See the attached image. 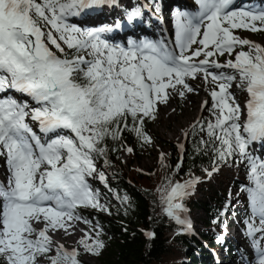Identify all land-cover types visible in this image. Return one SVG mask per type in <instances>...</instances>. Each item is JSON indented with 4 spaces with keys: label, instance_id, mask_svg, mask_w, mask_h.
I'll list each match as a JSON object with an SVG mask.
<instances>
[{
    "label": "rangeland",
    "instance_id": "rangeland-1",
    "mask_svg": "<svg viewBox=\"0 0 264 264\" xmlns=\"http://www.w3.org/2000/svg\"><path fill=\"white\" fill-rule=\"evenodd\" d=\"M26 1L31 3V0H0V103L2 106L0 110V155L2 157L0 159V217L4 204L7 200H11L9 195L12 194L14 198L21 200L24 197L20 190L27 189L32 197L49 198L48 202L54 205L50 206L52 210L60 211L61 221L69 222L79 236L72 246L53 248L45 239L44 231H40L39 223L28 219L25 225L21 224L19 218L22 215L18 211L26 204L23 205L13 200L11 203L14 222L12 231L2 230L0 225V257L5 255L8 259L7 264H65L60 255L67 254L84 264H101L94 251L100 253L102 250L97 242L99 234L102 233L93 225L88 226L79 212V209L92 207L102 213L106 206L102 190L108 181V175L99 166L98 169L89 170L87 166L89 161L85 160L93 158L92 155H100L95 124L108 116L118 115L125 111L142 119H151L152 126L148 129L149 143L140 153L141 157L136 158L132 164V168L143 173H150L161 165L159 164L161 157L168 152L169 148L165 143L174 145L181 152L186 135L208 116L207 107L213 93L212 88H216L224 94L226 100H229L225 106V131L235 139L237 149L248 154L255 170L250 178V195L248 196L243 191L239 193L240 198L245 201L249 220L243 221L237 215L238 212H234L223 228V237L234 250V254L228 256L222 254L221 250H215L214 261L215 264H264L257 261L264 255V225L261 220V215L264 214V188L260 185V182L264 183V149H261L262 146L264 148V140L261 142L262 146L255 142L257 139L261 140L260 134L264 135V19L256 21L251 16L250 18L243 17L232 10L226 13L222 20L212 21L204 30L205 34L200 35L193 42L196 49L185 55L187 66L182 74L157 82L143 72L140 64L130 61V57H127L129 64L122 65L119 71L126 67L131 70L135 69V76L139 71L141 77L138 81L145 88L150 87V93L141 96L146 100L145 107L137 110L131 104H125L123 107L113 105L114 98L108 97L109 93L114 94L111 85L89 63L92 55L87 40L91 38L92 33H95V30L89 32V29H92L91 26L95 25L91 24L93 19L88 22L84 16L91 14L104 16L112 13L117 15V11L113 12L115 10L103 7L90 9L92 1L97 3L102 0H87L86 2L83 0H53V10L48 21L43 27H36L30 21L31 9H28L25 15L19 12V4ZM103 1L105 4L106 0ZM144 1L148 2V0ZM133 2L140 10L144 9L140 4L143 3L142 0H121L118 7L120 9L124 6L129 8L134 4ZM194 3L191 5L183 0H156L153 6L151 5L153 3H149L147 9L152 7L157 13L162 11L161 15H156L154 12L156 19L160 15L159 27H161L160 32H163L162 35H159L160 32L156 33V36L158 42L162 39L168 41L170 51L183 53L180 47L188 48L190 45V43L175 45L178 32L175 29L172 30L171 27L178 26L168 21L171 6H184L196 12V0ZM158 4L161 7L159 11L157 10ZM261 6L264 7V5ZM122 13L124 19H129L134 14L129 10ZM76 17L78 19L82 17L80 21H85L84 25L76 23L74 20ZM117 22H119L118 19H113L107 31H110L111 25L115 24L114 27L121 29L120 35L115 32L114 28L111 32L116 33L115 38L120 41L123 26L116 24ZM82 26H88L83 38L80 34L83 30ZM236 31L239 32L238 37L232 35V32ZM129 36L130 39H127ZM129 36L121 45L125 46V50H121V53L129 52L128 43L140 39ZM31 39L40 43L42 51L46 52L48 57H54L55 65L50 68L53 72L65 75L66 87L81 93L82 96L78 97V104L81 103L80 105L83 106L85 121V129L81 134L74 128L78 119L64 116L62 123H50V120L57 119L56 115L62 113V102L73 106L75 104L67 100L62 101V98L56 104L52 103L50 100L52 93H43L34 81H27L26 65L32 63L39 66L40 64L31 55ZM91 40L98 42L106 49L113 47V45L99 42L97 37ZM211 42L212 44L209 45ZM70 46H79L82 51L77 65L88 71L93 78L100 79L103 85V100L98 111L92 110L84 94L69 83V73L64 68L60 53ZM240 60L243 64H239ZM221 69L241 72L247 76L244 80H240L239 76L234 79L224 78L219 73ZM240 69L251 72V74ZM144 80L147 84H144ZM115 81L120 86L123 85L121 81ZM163 87L168 90V96ZM188 99H195L196 105L187 108ZM159 106L164 108L168 106L170 112L164 116L160 115ZM4 120L7 121L6 125H4ZM202 137L205 139V136L202 135ZM19 146L22 149H19ZM22 153H25V156ZM17 163H23V171ZM129 165V158L122 154L120 166L126 170ZM61 166L69 170L68 174H64L66 184L59 191H53L50 189V179L54 174L60 173L56 169ZM24 171L27 174H24ZM215 171L224 175L230 173L227 169H216ZM165 178H170L168 172L165 173ZM208 180L206 176L197 175L181 182L174 181L170 208L163 221L170 223L185 216L190 221V225L194 224L193 228L195 225L197 228H203L205 216L201 210L188 211L181 207V203L189 196L196 195L199 198L201 196L200 182ZM210 184L214 186L215 181L211 179ZM180 185L184 190L186 188L182 195L176 192V186ZM241 209L236 206L234 210L240 211ZM94 244V248H86ZM40 251H43L44 255Z\"/></svg>",
    "mask_w": 264,
    "mask_h": 264
},
{
    "label": "trees",
    "instance_id": "trees-1",
    "mask_svg": "<svg viewBox=\"0 0 264 264\" xmlns=\"http://www.w3.org/2000/svg\"><path fill=\"white\" fill-rule=\"evenodd\" d=\"M52 1H26L19 4L18 9L22 15L31 9V23L43 27L52 14ZM155 1L148 0L153 3L151 5ZM91 3L90 8H94L96 2ZM157 6V10H160V5ZM138 9L134 3L129 8L124 6L120 11ZM232 35L238 37L239 32H232ZM81 55L79 46H70L60 53L64 68L69 73L70 85L84 94L92 110L98 111L103 100V85L100 79L93 78L77 65ZM239 64H243V61L240 60ZM219 73L230 79L239 76L240 80H244L247 76L228 69H221ZM212 92L207 107L208 116L187 134L183 152L165 143L169 150L161 157V165L150 173L140 172L132 168V164L141 157L140 153L149 143L151 119H142L125 111L95 124L100 155H92L93 158L85 160L89 161V170L98 169L99 166L108 175L102 190L106 206L102 213L92 207L79 209V212L88 226L93 225L102 233L97 241L102 250L100 253L94 251L101 264H215L212 250H222L228 256L234 254L223 237V228L234 212H238L237 215L243 221L249 220L245 201L239 193L243 191L250 195L249 183L255 169L248 154L238 150L235 139L225 131V106L229 100L216 88H212ZM122 154L130 160L126 170L120 166ZM216 169H227L230 173L224 175L217 173ZM56 171L69 173L64 166ZM167 172L169 179L165 178ZM197 175L206 176L209 180L200 182L199 198L196 195L189 196L181 203V207L188 211L200 209L205 216L203 228L195 225L188 231L179 221L165 223L163 219L170 208L174 181L181 182ZM211 179L215 181L214 186L210 184ZM236 206L242 209L236 211ZM94 246L88 245L86 248ZM40 253L44 255L43 251ZM60 256L65 264H84L67 254ZM7 262V257L1 255L0 264Z\"/></svg>",
    "mask_w": 264,
    "mask_h": 264
},
{
    "label": "bare ground",
    "instance_id": "bare-ground-1",
    "mask_svg": "<svg viewBox=\"0 0 264 264\" xmlns=\"http://www.w3.org/2000/svg\"><path fill=\"white\" fill-rule=\"evenodd\" d=\"M83 1L86 2L87 0H83ZM251 1L252 0H247V2H251ZM105 3H106V6L110 10H115L113 12L117 11L118 14L115 15L112 13L111 15L109 14V15H104V16L97 15V14H91V15L88 14L89 16L85 15L84 17L86 18V21L88 20L91 21L93 19L91 21V24L94 23L95 26H91L93 29H89V32L92 30H96L97 32L95 31L96 32L95 37L99 38V40L110 41L113 47L110 49L103 48L102 46L99 45L98 42L92 41L91 38H94V37H91L89 40H87V43L89 45L88 48L92 55V59L89 60V63L92 66V68H94L98 74L103 75L105 80L108 81L109 84L111 85V89H113L114 94L109 93L108 97L114 98L113 105H116L117 107H123V105L125 104H131L137 110L143 109L146 105V100L142 99L141 96H143L144 94L150 93V87L147 86L145 88L143 85H141L140 81H138V78L141 77V73H138V75L135 76L136 74L135 69L131 70L126 67V69L119 71V68H122L121 67L122 65H125L126 63L127 65L129 64L127 57L131 54L126 56L122 54L121 51L117 48L122 47L121 45L123 44V41L126 40V37H128L129 35H131L135 39L136 38L141 39V38H144V36H148V39H150V41L153 44L155 45L159 44L158 42L159 40H157L156 33L161 31L160 30L161 27H159V23L161 22L159 18L160 15L156 19V17H154V12H156L155 9H153L154 11H152V9L151 10L150 9L140 10L139 9L140 11L135 12L133 15L130 16L129 19L127 18L124 19L121 14L122 12H119L120 7H118L119 6L118 4L121 3V0H106ZM235 3L243 4V1L238 0ZM251 4L256 5L254 3H251ZM232 5L233 4H231L230 6ZM261 5H264V3ZM156 14L158 13L156 12ZM196 14H197V19H198L197 23H200L201 21H203V19H201L203 17L201 8H199L196 11ZM81 18L78 19L76 17L75 19L74 18L73 19L75 20L76 23L81 25V23L83 24L85 22V21L81 22L80 21L82 20ZM113 19H118L119 23H121V25L123 26L122 35L120 36V41L115 38V36H117L115 35L116 33L111 32L110 30L115 24L111 25V28L109 29L110 31H107V29L110 26L109 23L112 24ZM204 19H205V16H204ZM177 20L178 19L175 16L169 15L168 21L170 23L173 22V25ZM97 23H103V24L98 25ZM87 27L88 26H84L83 30L80 31L81 37L88 30ZM171 28L172 30L175 29V31L178 32V29H176V27L175 28L171 27ZM162 33L163 32H160L159 35H162ZM179 33H180L179 39H181L183 42L187 43V42L193 41V38H191V35L188 31L180 30ZM118 35H120V33ZM127 39H130V36ZM138 41L139 40H135L132 43L137 44ZM147 42L144 44H147ZM53 62H54V57L50 56L48 57L47 62L40 63L39 66H35L32 63L27 64L26 65V68H27L26 69V72H27L26 79L28 82L34 81L36 84H38V86L40 87L43 93L44 92L52 93V97L50 98L52 103L56 104V102L60 98H62L61 99L62 101L67 100L75 104V106H73L70 103L62 102L63 103L61 106L62 113L60 115H56L57 119L50 120V123L52 124L62 123V119H64L65 118L64 116H66V114L63 113L64 112L63 109L65 107L71 108L72 110H74V113H75L74 118L78 119V122L77 124H75L74 128L77 130V132L81 134L82 131H84L85 129V125H84L85 121H84V109H83V106L80 105L81 103L78 104L79 103L78 97H81L82 95L79 91H76V90L72 91L66 87L67 83L65 84V81H64L65 75L64 74L61 75L56 72H53V70L50 68L55 65L53 64ZM133 76H135V78L132 79L131 77ZM115 80L121 81L123 85L120 86V84L117 83ZM144 84H147L145 80H144ZM163 89L168 96V90H166V87H163ZM196 103L197 102L195 99H188L187 108H190L193 105H196ZM0 110H2L1 103H0ZM169 112H170V108L168 106L166 108L162 106L159 108L160 115L164 116V115H167ZM6 124H7V121L4 120V125ZM262 135L261 134L259 135V138H261V140L257 139L255 141L257 144L261 145V142L264 140L263 138L264 135L263 136ZM261 149H264L263 146ZM14 153H16V150ZM22 165L23 163L21 164L17 163V166L23 171ZM24 174H27V173L24 171ZM17 177H19V175ZM20 193H23L24 198H22L21 200L20 199L18 200L14 198V195L11 194L9 195V198L11 200H7L6 201L7 203L4 204L2 215L0 217V225L2 227V230L12 231L13 229L12 228L14 224L12 220L13 212H11V209L13 207L11 203L14 200V201H17L18 203L19 202L22 203L23 205L26 204V206L27 205L31 206V207L21 206V208L19 209L18 212H20V215H22L21 218H19L21 224L25 225L28 219H31L33 222L39 223L40 231L42 230L44 231L45 239L49 242V245H51L53 248H58L60 246L62 247H66L70 245L72 246L75 243V240H78L79 235H77V232L74 230V227L67 221H64V220L61 221L62 219L60 218L61 216L60 211L52 210V208L50 207L52 206V204L48 202L50 201L49 198H42L41 196L32 197V195L29 194L27 189L25 190L21 189ZM46 203L48 205H43ZM38 206H42V207H38ZM15 231L19 233L18 230H15ZM49 233H52V234H49ZM219 262L220 260L218 261V263Z\"/></svg>",
    "mask_w": 264,
    "mask_h": 264
},
{
    "label": "water",
    "instance_id": "water-1",
    "mask_svg": "<svg viewBox=\"0 0 264 264\" xmlns=\"http://www.w3.org/2000/svg\"><path fill=\"white\" fill-rule=\"evenodd\" d=\"M30 52L33 58L38 62L45 63L48 60V54L41 49V45L38 41L31 39Z\"/></svg>",
    "mask_w": 264,
    "mask_h": 264
}]
</instances>
